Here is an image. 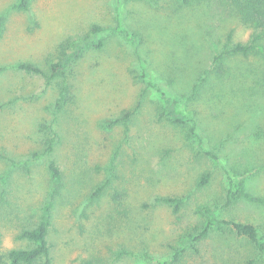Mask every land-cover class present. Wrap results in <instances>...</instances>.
<instances>
[{
  "label": "rangeland",
  "instance_id": "374dc122",
  "mask_svg": "<svg viewBox=\"0 0 264 264\" xmlns=\"http://www.w3.org/2000/svg\"><path fill=\"white\" fill-rule=\"evenodd\" d=\"M16 1L0 0V253L24 247L16 236L37 223L55 190L52 264L163 263L182 249L186 231L205 220L207 206L218 205L219 219L253 224L264 236V207L224 204L226 171L264 197V89L249 73L261 63L252 56L229 59L230 73L237 75L232 86L228 79L226 87L210 81L212 88L204 85L200 96L189 98L229 34L234 43L250 38L230 11L236 9L232 0H190L188 6L177 0H31L25 12L10 10ZM94 25L106 31L93 35ZM99 40L102 46L94 47ZM63 43L69 47L70 97L58 113L57 84L47 86L41 76L14 66L47 69ZM219 91L222 98L211 96ZM169 98L179 99L185 125L164 115ZM138 102L126 134L122 125L105 127ZM50 129L57 134L62 186L52 183L41 160L5 178L11 161L42 152ZM204 173L210 177L198 188ZM107 180L101 198L91 202L96 186ZM168 196L186 198L177 214L155 202ZM120 252L132 256L117 261ZM253 252L225 230L202 242L198 253L187 252L180 264H244ZM135 257H147V263Z\"/></svg>",
  "mask_w": 264,
  "mask_h": 264
},
{
  "label": "trees",
  "instance_id": "16d2710c",
  "mask_svg": "<svg viewBox=\"0 0 264 264\" xmlns=\"http://www.w3.org/2000/svg\"><path fill=\"white\" fill-rule=\"evenodd\" d=\"M128 1V0H122ZM157 1V0H149ZM182 1L183 6L192 4L190 0H177ZM31 0H17L10 8L12 11H27ZM236 9H230L232 13L236 15L238 20L247 29L251 31L250 38L246 43H234L231 41V35L229 34L221 48V50L215 54L212 58L211 68L199 74L196 81L192 84V92L190 99H194L201 95L203 86H209V82L215 84H224L228 79L229 86L233 85V82L237 75L230 73L228 66L229 59H245L249 57H256V61L260 62L262 69H252L251 73L256 78V84L260 85L264 89V0H232ZM4 27V16H0V34ZM106 29L94 25L90 29V33L93 35H100L105 32ZM75 46V45H73ZM93 46L100 48L102 46L101 40L93 43ZM77 48V47H75ZM69 47L65 46V43L58 47V57L56 62H47V69H42L32 63H17L14 68L18 71L25 72L27 74H33L41 76L45 80L47 86H51L54 83L57 84L58 94L55 101V111L61 112L67 105V101L70 97V88L66 82V67L69 64ZM76 57V56H75ZM1 71V69H0ZM214 76L210 80L211 76ZM212 83V84H213ZM204 86V87H205ZM229 90V89H228ZM212 97L222 98L223 94L215 93ZM211 103L215 102V99H208ZM179 99L169 98L166 102L164 115L170 123L176 126L185 125L184 116L177 112V106ZM141 105L137 103L136 107L132 110L125 111L119 118L115 120H106L105 127L112 129L114 126L122 125L125 129V134L129 130V124L132 117L135 115L137 109ZM160 115H162L160 113ZM43 127V126H42ZM41 127V128H42ZM45 132V131H44ZM260 131H254V136H259ZM43 150L40 154L33 153L25 161H11L8 170L5 174V178L9 176L14 169L23 167L27 168L35 164L38 160L44 161L46 166V173L50 177L52 183L61 187L63 179L59 169V165L54 157V141L57 134L50 129L48 133L43 134ZM114 169L113 163L111 165V171ZM227 192L225 194V207L236 205L237 203L245 202L256 206L264 207V197L257 196L249 190L244 180L239 179L237 173H230L226 171ZM210 175L204 173L200 176L197 182V187H204L209 179ZM110 185V181L107 180L94 189L91 194L90 201H97L101 198L103 191ZM4 191L0 192V196L3 197ZM60 194L55 190L49 193V196L41 208L40 215L37 223L32 228H23L20 230L16 239L23 242L24 247L16 248L7 251L6 253H0V264H52V245L49 242L48 235L53 218V210L55 208L56 198ZM183 197H164L156 198L155 202L164 204L172 208V212L177 214L185 203ZM219 210V206H207L203 207L202 213L205 220L195 224L192 228H189L183 236L182 249L174 250V253L163 263L158 264H180L181 260L187 256V252L192 251L198 253L202 242L210 238L212 235L221 236L224 235L225 230H229L232 234L236 235L240 240H244L253 249L254 257L245 260L244 264H264V236L258 231L256 226L250 223H243L236 220H224L219 219L216 215V211ZM132 254L128 252H120L115 256V260L120 261L124 257H131ZM136 258V257H135ZM147 263V257L136 258ZM82 264H112L104 263L96 259L85 260Z\"/></svg>",
  "mask_w": 264,
  "mask_h": 264
},
{
  "label": "clouds",
  "instance_id": "9594fccd",
  "mask_svg": "<svg viewBox=\"0 0 264 264\" xmlns=\"http://www.w3.org/2000/svg\"><path fill=\"white\" fill-rule=\"evenodd\" d=\"M5 244H6L7 246H11V239H10V238L7 239V240L5 241Z\"/></svg>",
  "mask_w": 264,
  "mask_h": 264
}]
</instances>
